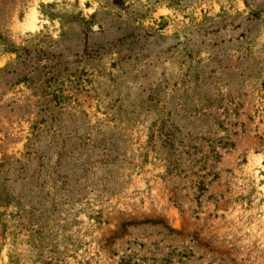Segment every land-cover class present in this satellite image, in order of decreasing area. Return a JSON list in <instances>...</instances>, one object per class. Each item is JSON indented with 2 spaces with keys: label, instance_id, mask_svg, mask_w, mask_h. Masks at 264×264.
Instances as JSON below:
<instances>
[{
  "label": "rangeland",
  "instance_id": "374dc122",
  "mask_svg": "<svg viewBox=\"0 0 264 264\" xmlns=\"http://www.w3.org/2000/svg\"><path fill=\"white\" fill-rule=\"evenodd\" d=\"M0 165V264H264V0H0Z\"/></svg>",
  "mask_w": 264,
  "mask_h": 264
},
{
  "label": "trees",
  "instance_id": "16d2710c",
  "mask_svg": "<svg viewBox=\"0 0 264 264\" xmlns=\"http://www.w3.org/2000/svg\"><path fill=\"white\" fill-rule=\"evenodd\" d=\"M158 137L161 140L162 146H169V149L172 150L173 149V141H174V135L172 132H170V130H165L164 126H162L161 130H160V134H158ZM230 146L229 143H224V147ZM2 166V165H0ZM197 189L199 192L203 193L205 191L204 187H203V182H199ZM2 193L3 190L0 191V201L2 198ZM1 216V215H0ZM6 227V226H4ZM15 259L13 260L12 258ZM9 264H23V262L21 260L18 259L16 251L13 249L12 253L9 255Z\"/></svg>",
  "mask_w": 264,
  "mask_h": 264
}]
</instances>
